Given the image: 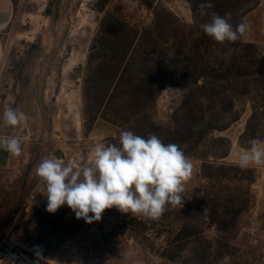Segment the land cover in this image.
I'll use <instances>...</instances> for the list:
<instances>
[{
  "label": "rangeland",
  "instance_id": "1",
  "mask_svg": "<svg viewBox=\"0 0 264 264\" xmlns=\"http://www.w3.org/2000/svg\"><path fill=\"white\" fill-rule=\"evenodd\" d=\"M207 2L209 15L231 13L230 23L245 22L259 36L264 0H14V22L0 34V135L16 136L22 148L17 170H0V249L10 250L8 260L33 264L42 246L55 264H196L198 247L211 254L209 264H264V165L244 169L253 178L252 204L229 241L232 257L221 260L211 244L221 237L215 228H201L209 244L190 241L177 251L178 206L168 205L159 220L106 209L90 224L66 205L49 213L35 172L49 154L87 160L96 143L118 144L122 130L180 146L193 164L183 195L202 196L205 162L238 166L247 149L240 138L264 140V103L251 102L264 99V44L246 35L212 40L200 28ZM201 96L208 100H199L202 114L194 101ZM5 106L29 119L6 128ZM253 107L258 116L249 126ZM0 156L13 155L0 149ZM32 194L43 203L30 205Z\"/></svg>",
  "mask_w": 264,
  "mask_h": 264
},
{
  "label": "clouds",
  "instance_id": "2",
  "mask_svg": "<svg viewBox=\"0 0 264 264\" xmlns=\"http://www.w3.org/2000/svg\"><path fill=\"white\" fill-rule=\"evenodd\" d=\"M199 7L200 15L205 16L213 5L207 2ZM230 20L231 13L221 16L212 12L200 28L217 43H235L243 39L249 25L241 22L234 26ZM2 119L6 128H15L29 117L19 108L5 106ZM248 144L250 147L238 155V166L264 165V140L252 138ZM0 149L13 156L22 152L20 140L11 135H0ZM192 171L193 164L179 145L165 144L152 133L144 137L130 130L120 132L118 144L96 143L87 160L81 156L71 163L49 154L35 168L46 188L45 210L55 213L66 205L76 219L89 224L100 221L104 211L112 208L145 220H159L168 205L175 208L182 204L181 194ZM33 253V264H47L42 246H36Z\"/></svg>",
  "mask_w": 264,
  "mask_h": 264
},
{
  "label": "trees",
  "instance_id": "3",
  "mask_svg": "<svg viewBox=\"0 0 264 264\" xmlns=\"http://www.w3.org/2000/svg\"><path fill=\"white\" fill-rule=\"evenodd\" d=\"M49 9L50 6L48 5L45 12L49 13ZM48 15L50 16V14ZM195 86L198 87V84L196 83ZM257 92L255 91V93ZM239 95L248 97L245 91ZM194 98L197 107L196 112L202 114L203 104L199 100H208L203 96L201 98ZM186 99L188 100V97ZM260 99L257 97L251 102L255 105L259 104L258 101L264 103V99ZM215 101L214 99H209V102L214 103ZM218 101H221V99H218ZM258 110V107H253L252 115L248 121L249 126L257 119ZM262 114L264 115V113ZM248 141L242 136L239 144L241 147L248 149L250 147ZM202 171L207 181L202 196L195 197L181 194L182 204L178 205L179 214L175 218V220L181 222L180 228L177 230L175 236L176 243L178 244L177 251H181V244L190 241L197 243L198 241H204L207 243L208 240L204 238L205 233L201 231L202 227H207L215 228L219 235H221V237L214 239L211 243L217 247L214 250V258L221 260L225 257H232L233 254L230 251L231 245L229 241L235 239L239 217L249 210L252 204L251 186L253 184V178L251 177V171L241 169L239 166L234 165L228 166L222 164L220 166H214L208 162H205ZM245 173H250V176L244 175ZM165 228L169 229V224L165 225ZM170 232V230L167 231V233ZM192 256L193 263L209 264L211 254L207 252V249L199 251V248L196 247ZM164 258L171 262L174 259H181L177 255L173 256V254H167Z\"/></svg>",
  "mask_w": 264,
  "mask_h": 264
},
{
  "label": "crops",
  "instance_id": "4",
  "mask_svg": "<svg viewBox=\"0 0 264 264\" xmlns=\"http://www.w3.org/2000/svg\"><path fill=\"white\" fill-rule=\"evenodd\" d=\"M16 15V7L14 0H0V34L9 28L13 22ZM259 36L250 34V26L248 28L246 37L250 42L256 44H264V12L260 18L259 23ZM3 61V46L0 39V65ZM18 156H0V170H4L8 173L13 174L14 170H17ZM22 257V256H21ZM23 258V257H22ZM20 259V258H19ZM21 264L25 263V258Z\"/></svg>",
  "mask_w": 264,
  "mask_h": 264
},
{
  "label": "built area",
  "instance_id": "5",
  "mask_svg": "<svg viewBox=\"0 0 264 264\" xmlns=\"http://www.w3.org/2000/svg\"><path fill=\"white\" fill-rule=\"evenodd\" d=\"M40 192H42L44 195H46V188H45V186L42 187V191H40ZM28 203L30 205L35 204V203H37V205H41L43 202L41 200H39V198L36 195L32 194L29 197ZM10 254H11L10 253V250H8V249H0V264H2L3 261L8 260Z\"/></svg>",
  "mask_w": 264,
  "mask_h": 264
},
{
  "label": "bare ground",
  "instance_id": "6",
  "mask_svg": "<svg viewBox=\"0 0 264 264\" xmlns=\"http://www.w3.org/2000/svg\"><path fill=\"white\" fill-rule=\"evenodd\" d=\"M27 19H28L29 22H33V21H35L36 18H35V16L30 15V17H28ZM14 257H17V256H14ZM22 257L24 258V256H22ZM47 260H48L47 261L48 263L55 264L52 260H49V259H47Z\"/></svg>",
  "mask_w": 264,
  "mask_h": 264
}]
</instances>
